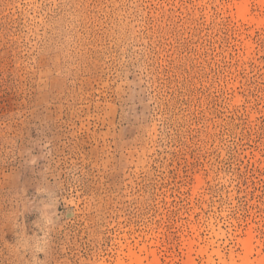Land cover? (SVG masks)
Returning <instances> with one entry per match:
<instances>
[{"label": "rangeland", "instance_id": "obj_1", "mask_svg": "<svg viewBox=\"0 0 264 264\" xmlns=\"http://www.w3.org/2000/svg\"><path fill=\"white\" fill-rule=\"evenodd\" d=\"M0 264H264V0H0Z\"/></svg>", "mask_w": 264, "mask_h": 264}]
</instances>
